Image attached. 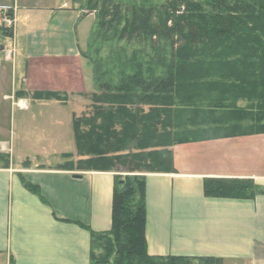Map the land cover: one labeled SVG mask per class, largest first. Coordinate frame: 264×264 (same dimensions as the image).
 <instances>
[{
  "label": "crops",
  "instance_id": "0c3cea01",
  "mask_svg": "<svg viewBox=\"0 0 264 264\" xmlns=\"http://www.w3.org/2000/svg\"><path fill=\"white\" fill-rule=\"evenodd\" d=\"M71 1L1 6L15 22L2 31L13 47L0 45L11 71L0 77V113L14 118L13 132L0 119V264H91V235L112 229L117 174L81 169L75 145L74 118L90 111L95 92L78 33L87 17ZM172 153L174 172L146 175L148 254L264 264V195H204L206 179L264 188V135L178 145ZM68 163L72 169H63Z\"/></svg>",
  "mask_w": 264,
  "mask_h": 264
},
{
  "label": "trees",
  "instance_id": "16d2710c",
  "mask_svg": "<svg viewBox=\"0 0 264 264\" xmlns=\"http://www.w3.org/2000/svg\"><path fill=\"white\" fill-rule=\"evenodd\" d=\"M72 3L97 18L96 57L84 55L95 93L73 122L79 166L117 174L112 229L91 235V264H224L148 254L146 175L174 172L175 146L264 135V0ZM98 44L115 49L102 59ZM204 195L253 200L264 188L206 179Z\"/></svg>",
  "mask_w": 264,
  "mask_h": 264
},
{
  "label": "rangeland",
  "instance_id": "374dc122",
  "mask_svg": "<svg viewBox=\"0 0 264 264\" xmlns=\"http://www.w3.org/2000/svg\"><path fill=\"white\" fill-rule=\"evenodd\" d=\"M9 3H14V0H0V45L4 43V47L6 49H9L12 46V40H6V38H4V36L2 35V31L3 32H6V29H8L10 27L13 28L14 26V18H10L8 15L9 13L11 12L10 9L8 7H6L7 11L5 10V7H1V6H5V5H8ZM11 4V5H12ZM71 6L76 10V11H79V12H82L80 7L78 5H74L72 3V1L70 2ZM13 6V5H12ZM83 14L85 13V16L84 17H87L85 18L78 26V33H79V42H80V45H81V54L83 56V58L86 60V62L90 65L89 61L84 57V55H86L88 53V47L90 45V42H91V37H92V32L94 31L95 29V25L97 23V18H96V15L94 13L92 14H88L87 12H82ZM11 20L12 21V25L11 26H7L5 23H3V20ZM21 21V20H19ZM23 27V25L19 24V29H21ZM99 46V44L97 45ZM100 46H103L102 49L100 50V55L99 57H101L102 59H105L107 58L110 53L112 52L113 49L115 48H112L110 45H100ZM99 46V48H100ZM95 53V50L93 49L92 51H90L89 56L92 57V59H94L96 57V55L94 54ZM4 59V54H1L0 53V77L2 78H9L10 75H11V71L9 72V65H7L8 63L5 62V65L8 66V69H6V67L4 68L3 67V64L1 62H4L3 61ZM4 65V66H5ZM90 68L92 70V76H93V67L90 65ZM93 81H94V76H93ZM94 92H95V89H94ZM65 101V100H64ZM14 116H15V119H18L19 116L23 115L22 113H19L18 111L14 112L13 113ZM90 114L89 111H86L84 113V115H88ZM83 115V116H84ZM81 118V117H80ZM0 119H1V124L2 126H4V128L8 129V130H12V132L14 131L13 128H14V118L12 116L11 113H8L7 112V115L5 113H0ZM67 167H69V165H65L63 166V169H66ZM123 172L121 173L122 176H125L127 174V172L125 173V170L124 169H121ZM112 264V263H111ZM194 264H199L198 262H195Z\"/></svg>",
  "mask_w": 264,
  "mask_h": 264
},
{
  "label": "built area",
  "instance_id": "2783aa9c",
  "mask_svg": "<svg viewBox=\"0 0 264 264\" xmlns=\"http://www.w3.org/2000/svg\"><path fill=\"white\" fill-rule=\"evenodd\" d=\"M5 10L7 11V9L5 8ZM3 23H5L7 26H11L12 25V21L11 20H3Z\"/></svg>",
  "mask_w": 264,
  "mask_h": 264
}]
</instances>
